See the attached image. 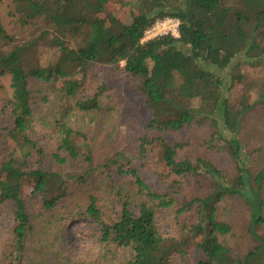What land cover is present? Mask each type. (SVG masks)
<instances>
[{
  "label": "trees",
  "instance_id": "1",
  "mask_svg": "<svg viewBox=\"0 0 264 264\" xmlns=\"http://www.w3.org/2000/svg\"><path fill=\"white\" fill-rule=\"evenodd\" d=\"M119 2L129 12L107 19L109 0H0V78L12 89L0 111V205L13 220L0 264H98L61 248L70 217L100 226L101 264H190V251L197 264H264V117H250L264 108V0ZM167 17L179 35L143 41ZM122 73L151 115L116 148L121 121L99 138L70 112L103 113ZM195 145L205 154L185 153ZM151 149L161 191L134 164ZM165 208L175 234L158 227Z\"/></svg>",
  "mask_w": 264,
  "mask_h": 264
},
{
  "label": "rangeland",
  "instance_id": "2",
  "mask_svg": "<svg viewBox=\"0 0 264 264\" xmlns=\"http://www.w3.org/2000/svg\"><path fill=\"white\" fill-rule=\"evenodd\" d=\"M6 11L4 5H0V16H3ZM115 11V13H112ZM129 12L127 6L123 5L119 0H109L108 10L101 13L102 16L110 19L112 16L122 18ZM111 13V14H110ZM5 21H9L7 18ZM45 57L48 55L45 53ZM124 63L122 62V65ZM244 71H247L251 75L256 73V70L243 67ZM225 75H228L225 73ZM11 77L9 74L0 78V111L9 101L12 95L11 89ZM232 95L236 101H242L245 99L243 82H237V85L233 89ZM101 104L103 113H74L71 120L73 122H81L87 126V131H94L92 134H98L99 138H104L110 130L113 129L114 124L110 123L112 119L117 125L121 121L120 129L115 134L116 141L114 145L117 147H126L127 140H135L138 136L145 133L148 127L150 119V111L145 106L143 96L139 94L135 88H133L132 81L129 75L122 73V75L111 84H109V90H107L101 96ZM47 104L45 109H47ZM107 115H111L108 117ZM126 117V118H125ZM250 117L254 121H259L264 117V108L258 106L250 114ZM105 126V129L103 128ZM52 128H45L42 133L48 135ZM91 134V133H90ZM198 138H196V143ZM144 158L134 160L135 166L140 170V174L145 179L147 184L154 190L161 191L164 188L163 182L158 178L156 173V164L153 157V149ZM189 156H196L205 154V149L200 145H195L185 152ZM191 191V183H185L183 189L177 194L178 199H182L183 196L188 195ZM28 190H26V193ZM228 213V211H227ZM236 214H232L235 217ZM156 219L159 229L168 234H175L179 230V223L174 217V213L171 209H158ZM13 226V220L9 212L0 205V241L7 237ZM62 244L61 248L69 255L75 258L87 259L101 264L100 256L102 250V244L100 243L101 228L99 225L92 222L89 218H68L62 226ZM190 264H197V258L194 256L193 251L189 254Z\"/></svg>",
  "mask_w": 264,
  "mask_h": 264
},
{
  "label": "built area",
  "instance_id": "3",
  "mask_svg": "<svg viewBox=\"0 0 264 264\" xmlns=\"http://www.w3.org/2000/svg\"><path fill=\"white\" fill-rule=\"evenodd\" d=\"M163 34L179 35V20L167 17L156 21V23L145 32L143 41Z\"/></svg>",
  "mask_w": 264,
  "mask_h": 264
}]
</instances>
